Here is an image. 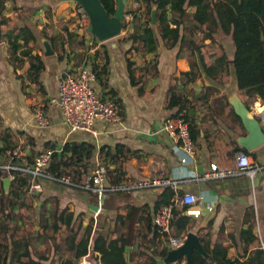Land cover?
Listing matches in <instances>:
<instances>
[{
  "label": "crops",
  "instance_id": "obj_1",
  "mask_svg": "<svg viewBox=\"0 0 264 264\" xmlns=\"http://www.w3.org/2000/svg\"><path fill=\"white\" fill-rule=\"evenodd\" d=\"M125 5L128 7L124 11H137L141 16L142 3L140 1L128 0L125 1ZM188 11L193 13L194 8L190 7ZM0 17H4L7 23L2 26L0 32V145L6 136V132L9 131L15 149L23 157L20 159L21 163H31L39 152L47 149L59 151L66 143H87L93 146L92 153L89 158L82 155L81 164L89 173L97 164L105 163L110 175L126 182H140L153 176L169 179L180 176L181 181L177 183L178 192H191L204 196L214 206L212 213H205L196 220L191 219L194 221V225L189 228H194L197 232L200 226L212 218V239L220 241L229 248L230 257L235 255V249L228 236L235 235L238 241L240 228L242 226L248 227L246 218L249 219L253 230L256 217L262 225L264 220V170L255 176L254 191L250 188L248 177L244 175L213 181L196 178L208 169L211 162H215L219 166L232 165L235 154L230 151L231 144L233 141L238 143L239 138L247 135L242 121L229 114L230 108L226 105L225 99L220 98V96L226 94L229 103L241 101L245 106H249L247 108L251 117H258L254 111L257 102L264 105L259 96H256V99L251 103L244 93L238 91L232 68L226 84L214 83L208 74H205L201 65L197 64L193 70L194 76H185L184 73L190 70L187 52L176 58L178 46L167 50L162 43L159 44L155 53H142L143 55H152L161 52L160 65L155 63L153 65L133 64L129 66L126 65L125 60L132 55L124 54L129 46L128 42L120 44L118 40L110 42L109 47L105 48L110 56V64L107 67L108 73L104 76L102 85L96 79L93 86L96 87L97 94L102 98H109L113 95L117 101L120 120L115 123H108L103 120L95 121V133L81 130L71 131L63 122L59 108L52 105L50 99L56 96L57 85L62 76L74 71L81 65L87 66L85 63L75 65V60L80 55L90 56L93 52L92 47L88 46V42L89 40H97L96 37L89 36L79 29L75 1L7 0ZM188 20L191 22L190 19ZM256 21L262 22L263 19L257 18ZM15 25L20 27L28 25L35 35L33 53L38 52L44 62V69L40 74L38 84L28 82L26 78L25 73L29 67L27 60L16 67L6 60L9 49L6 39L1 38V33H5ZM64 27L77 34L79 36L77 40L85 37L87 39L85 46L76 48V44L70 42L73 50L68 42L64 45L66 52L63 53L57 43L55 50L50 36L56 35ZM192 42L193 59L196 62L193 38ZM95 48L93 47V49ZM95 50V52L99 51V49ZM216 53L220 55L221 51L217 50ZM203 57L205 59V52ZM87 67L91 69L89 66ZM129 70L139 81L137 85H131ZM23 83L24 85H22ZM169 85H175L178 93L187 99L197 95H202L205 99L204 104L198 105V107H202V110L195 112L199 117L205 113L199 128V135L194 142L195 160L182 167L172 150L173 141L161 129L163 119L175 115L177 112L176 107L165 108ZM214 85L220 89L219 92L214 91ZM205 87H210L208 95L203 90ZM216 99H219L220 105ZM230 106L234 109L231 103ZM39 110L42 111L46 121L42 126L39 125L36 116V112ZM179 113L185 114L186 110ZM257 119L259 120V118ZM203 127L210 129L212 134L205 133ZM261 127L264 131L263 122ZM120 144L127 147L129 151L125 152V148L117 151L116 160L105 155L108 148H110L109 153H113L115 146ZM102 147L105 149L100 152ZM249 151L251 158L258 164L264 165V143ZM4 152L0 153V163L7 161L3 155ZM121 153L127 156H122ZM192 173L195 174V177H191ZM23 179L28 186L29 178L26 175H18L14 182L9 183L7 190L2 188L0 193L2 191L9 192L14 183L19 188L17 183L19 184ZM38 181L42 190L36 192L31 190L29 186V192L39 195L41 200H46L44 208L48 224L54 221L53 214L56 210L67 207L74 213V216L82 214L85 224L93 220L94 234L114 236L113 229L118 203L115 202L113 195L98 204L95 197L87 192L74 189L73 185L47 178L38 179ZM22 190L20 189L19 192ZM160 192L161 187L140 188L128 193V198L137 206L148 205L154 220L157 209L153 210V206ZM35 205L37 206L35 210L38 217L40 201H37L36 198ZM251 207L255 218L250 215ZM20 210L23 209H19V213ZM50 210L53 211L50 212ZM34 226L40 228L38 222ZM62 233L64 238L61 243L65 249L64 240L68 233L61 231L60 234ZM160 243L167 247L161 240ZM134 249H137L136 245ZM65 251L66 254L59 255L58 259L69 254L66 249ZM45 252L46 247L41 253L47 254ZM80 262L81 264H91L84 257L80 259Z\"/></svg>",
  "mask_w": 264,
  "mask_h": 264
},
{
  "label": "trees",
  "instance_id": "obj_2",
  "mask_svg": "<svg viewBox=\"0 0 264 264\" xmlns=\"http://www.w3.org/2000/svg\"><path fill=\"white\" fill-rule=\"evenodd\" d=\"M117 1L100 0L109 16H112L116 11ZM137 1L142 3L140 28L118 40L119 44L127 42L129 44L124 52L125 55L155 53L160 43L167 50L178 46L176 58L185 52L188 54L190 70L184 73L185 76L193 77V70L197 64L201 65L205 74H208L214 83L226 84L232 68L238 91L244 93L251 103L256 99V96H259L264 102V0ZM6 2L7 0H0V13L5 9ZM190 7L194 8L193 13L188 11ZM153 8H155V23L151 22ZM176 12L181 19L191 20L192 31L189 24L182 22L175 15ZM248 17L263 19V21L257 22L248 19ZM211 19L218 20L210 22L202 33L206 21ZM4 24H7L6 19L0 17V32ZM126 24L123 19L122 28L125 29ZM192 33L196 62L193 59ZM201 33L206 49L205 59L202 44L197 41ZM1 38L6 39L9 49L6 60L15 67L27 60L29 67L25 73L26 78L28 82L38 84L40 74L44 69V62L38 52L33 53L35 35L32 28L28 25L22 27L15 25L5 33H1ZM78 38L79 36L70 32L67 27H64L56 35L50 36L55 50L58 43L60 51H63V53L66 52L64 45L68 42L73 50L72 42L76 44V48L85 46L87 39L81 37L77 40ZM217 50L221 51L220 55H217ZM97 52L95 54H98ZM80 57L83 58L84 55H80ZM86 57L89 63L85 64L95 72L97 81L102 85L103 78L108 73L107 67L110 64V56L107 50H104L102 63H97V55L93 56V59L89 55H86ZM125 62L129 66L134 64L130 58H126ZM129 79L133 86L139 82L130 70ZM213 89L217 92L220 91L216 85L213 86ZM203 90L206 95L210 93V87H205ZM167 92L165 108L176 107V114L186 110L184 116L190 120L191 138L193 144H195L202 119L205 117V113L199 117L195 112L202 110V107H198V105L204 104V97L202 95H197L191 99L182 97L175 85H169ZM109 98L117 103L113 95ZM220 98L225 99L226 105L229 106V114L241 121L230 106L226 94L221 95ZM219 99H216L218 105H220ZM247 107L249 108V106ZM203 130L208 135L212 134L211 130L206 127H203ZM14 148L15 144L12 141L11 134L7 131L0 145V153ZM124 148L126 149L125 152L129 151L127 147L120 144L115 146L113 153H109L110 148H108L105 155L116 160V152ZM92 149L93 146L87 143H66L62 149L52 153L46 172L56 178L69 176L72 183L80 185L89 175L87 169L81 164L82 155L89 158ZM104 149L105 147H102L100 152ZM230 151L232 154L243 151L247 155H251L249 150L240 146L236 141L231 144ZM122 156L127 155L122 154ZM4 174V171L0 169V178ZM107 179L110 183L122 182L121 179L113 177L109 172L107 173ZM23 183L24 179L19 184L17 183V186L20 187ZM29 185L30 183L28 186L25 185V188L15 195L12 191L7 193L2 191L0 193V264H45V260L49 259V254L38 253L33 245L36 236L43 237L38 231L34 232L32 229L37 222L42 230L51 228L55 235L61 231L68 233L64 242L65 249L69 254L62 256L58 264H78L83 256L91 264H156L159 258L165 259L170 250L160 243V235L156 232L152 222L151 208L146 204L137 206L128 198V193L132 190L116 191L108 195V197L113 195L115 202L118 203L113 229L114 236L108 237L103 234H94L93 220L85 224L82 214L74 216V213L67 207L56 210L53 214L54 221L48 224L44 208L46 200H41L39 195L29 192ZM73 187L81 192H86L78 186ZM173 194L174 191L170 187H162L154 202L153 210L158 209L162 204L169 203ZM35 198L40 201L39 216L30 217L36 208ZM19 209H23L25 212L19 213ZM250 215L255 218L252 207ZM17 219H20L19 224L16 223ZM246 222L248 227L242 226L240 228L238 241L235 235L228 236L231 245L235 249L234 256H229V248L225 247L220 241L212 239L211 226L213 219L210 218L207 223L197 230V236L206 256L197 249H193L189 261L185 256H181L175 261H166L165 264H264V250L261 248L260 241L248 218H246ZM172 223L174 226L173 235H179L194 225V221L178 209L173 211ZM136 225L137 227H135ZM33 233L36 235H33ZM135 245L137 249H134ZM49 252H51L50 245L46 247L45 253Z\"/></svg>",
  "mask_w": 264,
  "mask_h": 264
},
{
  "label": "built area",
  "instance_id": "obj_3",
  "mask_svg": "<svg viewBox=\"0 0 264 264\" xmlns=\"http://www.w3.org/2000/svg\"><path fill=\"white\" fill-rule=\"evenodd\" d=\"M75 3L78 27L84 33H89L90 16L82 5L76 1ZM123 19L128 24V21L132 19L131 11H124ZM95 80V72L87 66L81 65L75 68L74 71L62 76L58 82L56 96L50 99V103L59 108L63 122L71 131L81 130L95 133V121L103 120L108 123H115L120 120L119 110L113 99L102 98L97 94L93 86ZM256 104L257 107H254V111L258 115L257 118L263 122L264 127V110H261L264 105L259 102ZM36 116L39 125H44L46 121L41 110L36 112ZM161 129L173 141L172 150L177 156L181 167L191 164L195 160V146L191 138L190 122L185 118L184 114L177 113L167 116L161 122ZM53 152L52 149L41 151L31 163H21L20 159L23 157L17 149L6 150L3 155L7 158V161L0 163V169L5 173L0 178V190L4 189L2 183L4 178H8L10 183L14 182L18 175H26L30 180V189L36 192L42 190L40 183L36 179L47 178L64 184L78 186L95 197L99 204L110 193L116 191L170 187L174 191L172 200L158 207L153 220L156 232L160 235V240L170 250L181 246L188 233L197 234L194 228H187L185 232L179 235L172 234L174 229L172 223L174 209L181 210L183 214L193 220L198 219L205 213L210 214L214 211L213 204L211 201H207L204 196L191 192H178L177 183L181 181L180 176H175L172 179L153 176L135 183L126 181L110 183L107 179L108 166L105 163H99L80 185L72 183L69 176L56 178L46 172ZM263 170L264 165L258 164L243 151H237L232 165L219 166L217 163L211 162L208 165V169L196 178L198 180L213 181L244 175L248 177L250 188L254 191L255 176ZM191 177H195V174L192 173ZM254 231L262 246H264V220L261 225L258 217H256ZM83 257L86 258L85 256Z\"/></svg>",
  "mask_w": 264,
  "mask_h": 264
},
{
  "label": "water",
  "instance_id": "obj_4",
  "mask_svg": "<svg viewBox=\"0 0 264 264\" xmlns=\"http://www.w3.org/2000/svg\"><path fill=\"white\" fill-rule=\"evenodd\" d=\"M80 5H82L90 16V26L88 31L90 34L94 35L97 40L105 41L116 37L121 28L124 17V5L125 0H118L116 11L112 16H109L104 6L100 0H74ZM151 22L155 23V8L151 12ZM235 113L240 117L246 131L247 135L239 138L238 144L247 150H252L257 146L264 143V131L261 127V123L257 118H252L249 114V109L241 101L232 103ZM3 187L7 190L9 185L8 178L2 180ZM193 249H197L204 256L206 253L199 241V237L196 233L190 232L187 234L185 241L181 246L176 249L168 251L165 259H160L156 264H165L167 262H172L185 256L187 261H189ZM128 256V255H127Z\"/></svg>",
  "mask_w": 264,
  "mask_h": 264
},
{
  "label": "rangeland",
  "instance_id": "obj_5",
  "mask_svg": "<svg viewBox=\"0 0 264 264\" xmlns=\"http://www.w3.org/2000/svg\"><path fill=\"white\" fill-rule=\"evenodd\" d=\"M127 5V4H126ZM124 5V9L128 6ZM137 13V14H136ZM131 14H132V19L128 21V24H126V28H121L119 34L114 37V38H111V39H108V40H105V41H100V40H89L88 42V46L92 47V54L90 55L93 59V56L97 55V62L98 63H102L103 62V59H104V50L105 48H108L109 47V43L110 42H114V41H117V40H120L122 39V37L128 35V34H132L134 33L136 30H138L140 28V24L142 22V19L140 18L139 14L137 11H132L131 10ZM176 16L179 17L178 13L176 12ZM180 18V17H179ZM181 19V18H180ZM248 19H251V20H256L255 18H252V17H248ZM218 19H211V20H207L206 21V24L204 25L203 29H202V33H203V30L204 28L212 21H217ZM182 22L186 23V24H189L190 28H191V22L189 20H184V19H181ZM191 31H192V28H191ZM89 36H90V33H87ZM193 35V34H192ZM92 36V35H91ZM193 38V36H192ZM197 41L198 43L202 44V51L203 53L205 52V49L203 47V42H202V35L198 36L197 38ZM93 47H96L95 49H99V51L97 52L98 54H95V49H93ZM160 53L161 52H158L157 54H152V55H147V54H142V53H138V54H135V55H132L130 57V59L132 61H134V65H153L156 63V65H160V62H161V59H160ZM129 56V55H128ZM89 59V58H88ZM91 59V60H92ZM90 60V61H91ZM82 63H89V60H87V57L84 56L83 58L79 57L77 58V60H75V65H80ZM104 87V86H103ZM96 88V87H95ZM100 96V95H99ZM253 118V117H252ZM256 118V117H254ZM261 125H262V122H260ZM228 134H230L228 132ZM93 170V169H92ZM92 172V171H91ZM90 172V173H91ZM89 173V174H90ZM29 184V183H28ZM25 185H27L26 181L22 184L21 188H17L16 189V183H14L11 187H10V191H12V193L15 195L17 193H19V190L21 189H24L25 188ZM19 189V190H18ZM37 207V206H36ZM52 206H50V209ZM53 211V210H50V212ZM25 211L24 210H20V213H24ZM37 213H36V210L30 215V217H37ZM16 223L19 224L20 223V219H17L16 220ZM33 231H38V233H40L43 237H39V236H36L35 239H34V247L36 249V251L38 253H41L44 251L45 247H47V245H50L51 246V252L47 253L49 254V259L48 260H45V264H58V256L59 255H64L66 254V251L64 249V245L61 243L63 241V238H64V235L63 233L62 234H53L52 230L50 228H47V229H38V226H33ZM33 235H36L35 233H33ZM251 236V235H250ZM252 238V237H251ZM59 242H58V241ZM252 241L254 243V240L252 238ZM45 242V244H44ZM254 247H255V244H254ZM264 248V246H263ZM257 250V249H256ZM40 251V252H39ZM79 263V262H78ZM81 264V262L79 263Z\"/></svg>",
  "mask_w": 264,
  "mask_h": 264
},
{
  "label": "bare ground",
  "instance_id": "obj_6",
  "mask_svg": "<svg viewBox=\"0 0 264 264\" xmlns=\"http://www.w3.org/2000/svg\"><path fill=\"white\" fill-rule=\"evenodd\" d=\"M255 107H257V104L255 105ZM261 110H264V108H262ZM255 234H256V233H255ZM256 236H257V235H256ZM260 244H261V242H260ZM261 248L264 250L262 244H261Z\"/></svg>",
  "mask_w": 264,
  "mask_h": 264
}]
</instances>
